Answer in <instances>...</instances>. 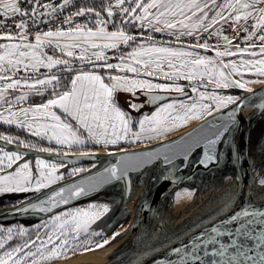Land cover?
<instances>
[{
	"label": "snow or ice",
	"instance_id": "6c2138e0",
	"mask_svg": "<svg viewBox=\"0 0 264 264\" xmlns=\"http://www.w3.org/2000/svg\"><path fill=\"white\" fill-rule=\"evenodd\" d=\"M99 3V8L89 5L78 7L64 17L63 23L69 25L66 30L58 26L55 30L37 31L32 42L29 40L32 35L28 31L29 21L33 26L48 23V19L57 17L72 5L73 0H63L62 4L42 3L41 0H0V40L7 41L0 43V107L3 108L0 121L27 130L40 140L46 139L49 143L54 141L57 146L72 148L87 143L107 147L117 146L123 141L137 143L152 140L166 136L189 121L204 120L200 131L207 130V134L202 135L195 144L197 148L203 144L204 154L194 161L195 164L206 169L209 165H216L218 159L223 157V152L220 157L216 155L218 144L226 146L234 157H242L236 141L237 134L242 131L237 114L241 106L264 110V102L250 105L244 103L243 97L221 95L217 90L240 89L252 93L251 84L264 85V0H99ZM41 8L45 11H40ZM102 12L106 13L107 21ZM117 15L121 18L120 26L108 32L107 23L114 22ZM16 17L20 19L17 21ZM76 17H86L89 22L95 17L96 28L90 27L89 23L71 26ZM249 19L254 21L250 25L251 31L247 26ZM8 21H12L19 31L13 33ZM221 21L232 24L233 31L240 28L246 34L240 37L237 32V39L245 47L234 44L226 35L222 36L223 25L220 29L215 27ZM124 23L148 32L142 38L149 43L137 45L131 52L121 54L117 57L119 63H108L105 50L118 49L121 43L129 45L136 39L122 30ZM152 33L171 37L172 40L156 42ZM205 33L209 39L222 38L224 50L221 51L219 45H210L207 40L201 43ZM185 37L190 38L188 43L184 42ZM252 40L257 43H250ZM173 42L180 46H170ZM233 47L235 51H232ZM47 48L59 50L72 59L47 55ZM257 48L258 51L255 50ZM198 49L215 51V56L201 55ZM90 50L93 51L90 53ZM233 56L238 59L224 62V57ZM72 60H78L82 65L90 64L93 69H116L132 76L109 75V83L106 84L96 71L74 68ZM97 61L103 63L97 64ZM61 65V71L72 74L70 85L64 86V90H60L61 77L55 73L50 76L45 74V79L37 77L40 68L51 72ZM165 67L169 70L165 71ZM21 70L26 74L16 78ZM234 76L238 79H234ZM245 76L255 78L245 79ZM145 77L173 82L186 80L193 95L187 96L184 88L175 83H154ZM48 85L52 86L53 98L36 106H23L30 94L43 95ZM209 85L212 91L207 90ZM20 88L27 91L10 98V92ZM137 91L142 92L147 102L153 105L166 99L165 96L155 95L156 92L172 91L182 94L185 99H172L169 103L159 104L151 115L144 114L136 120L121 109L116 97L120 92L135 96ZM230 105L236 107L229 111L228 120L215 123L214 113H220ZM130 107L139 111L142 105L130 103ZM53 108L60 109L65 120L70 118L76 122V126L64 122L60 115L52 111ZM261 114L264 115V112ZM207 117H213V121H207ZM246 119L250 120L251 117ZM228 137L232 138V144L227 143ZM246 139L247 147L250 138ZM0 141L37 152L51 154L53 151L3 134H0ZM233 144L236 148L232 147ZM257 148L264 154V137ZM179 151L183 161L188 162L191 148L185 147ZM80 154L89 155L83 151ZM174 155L165 154L164 162L171 165ZM145 157L125 155L115 165L106 168L99 179L61 187L49 194L42 190L61 180L58 172L64 165L37 159L34 173L29 163L17 164L24 160L22 153L6 151L0 145V196L35 193L39 203L20 207L18 211L52 213L53 209L68 204L74 198L89 196L113 182L128 180L130 172H137L143 165L152 163L153 159H159L156 153H146ZM81 171L73 169L70 175H78ZM162 179L168 177L163 176ZM234 179L238 181L239 176ZM255 179L258 183L249 185L248 192L241 190L244 205L239 210L219 224L205 227L202 233L190 238V243L167 252L166 256L170 258L166 261L157 260L153 264H264V209L255 203L258 196H264V167H261ZM184 195L189 199L192 197L191 192ZM235 196L234 192L229 191L224 197H219L222 203L217 213L233 207L238 201V198L234 199ZM109 212V204H89L87 208L54 214L41 219L33 227L35 239L22 226L0 227V264H52L54 260L66 258L77 249L95 251L104 248L121 235L117 232L101 242L92 240V237L102 235V232L92 229V225ZM159 231V228L152 229L153 234ZM222 237L228 238L227 242ZM17 238L19 243L6 247ZM93 243L95 248L91 247Z\"/></svg>",
	"mask_w": 264,
	"mask_h": 264
},
{
	"label": "rangeland",
	"instance_id": "374dc122",
	"mask_svg": "<svg viewBox=\"0 0 264 264\" xmlns=\"http://www.w3.org/2000/svg\"><path fill=\"white\" fill-rule=\"evenodd\" d=\"M86 1L87 0H73V2H75L77 4V5H75L74 11H76L78 7L84 6ZM41 2L42 3H52V4H62L63 0H41ZM70 6L71 5H69V7ZM94 6L99 8L100 4H98V5L95 4ZM68 8H66V9H68ZM29 11H31L30 8H29ZM40 11H45V9L41 8ZM65 16H66V13L64 15V12H63L55 18H51V19H48L47 17L41 18V19H48V22H55V25L52 28L46 27V26L38 28L37 26L40 27L42 24H47V23H40L39 25L33 26L31 21H29L28 31L32 34V35H30L29 40L34 42V34L37 31H48L50 29L55 30L58 26L61 29L66 30L69 27V25H66L63 23ZM102 16L107 21L108 18L106 16V13L102 12ZM80 18H82V17H80ZM19 19H20V17H16L17 21ZM120 20H121V18L119 17V15H117L115 17L114 22L107 23V29L106 30L108 32L116 30L117 27L120 26ZM249 20H251V19H249ZM84 23H89V26L92 27L93 29L96 28L95 17H92L91 22H89V20L86 17H84L81 21H78V22L74 21V24L71 26L74 27L75 24H84ZM221 25H223L224 30L233 29L232 24L222 23V22H221V24H218L215 27L217 29H220ZM8 27L11 28V31L13 33H16L19 31L18 29H16L15 24L12 21H8ZM122 30H124L127 35H131L133 37H136V39L134 42H130L129 45H125V44L121 43L119 45L118 49L105 50V55L109 58L107 61L108 63H113V64L119 63L120 61H119V59H117V57H119L121 54H127V53L131 52L133 47H136L137 45L149 43L148 41H146L142 38L143 36H147L148 32L142 31L138 27H133L132 25H130L128 23H124L122 26ZM152 35H153L154 40L156 42H160L162 40H172L171 37L161 36L160 34H157V33H152ZM235 35H233V38L231 40H233L234 44H239L242 47L243 45H241L240 43H236V42H238V40L236 39ZM183 40L185 43H188L190 41V38L185 37V38H183ZM205 40H207L210 45H219V48L221 51L224 50V48L222 47L224 45L223 40L217 39L216 37H212L211 39H209L207 33L203 34L200 42L203 43ZM220 41H221L222 45H220ZM6 42L7 41L0 40V43H6ZM64 42L65 41H61V43H64ZM170 46L179 47L180 45L173 42ZM233 49H235V48L233 47L232 51H234ZM77 50H79V49H77ZM45 51H46L47 55H53L56 58L71 59V58L64 56L59 50H55L57 53L51 52V48H47V49H45ZM198 51L200 52L201 55H205L208 57H214L215 56V51H204L203 49H198ZM245 58H248V57H245ZM237 59H238V57L234 56L230 60H237ZM125 62L127 63L129 61L125 60ZM102 63H103V61L97 62V64H102ZM72 66L74 68H77L79 66L78 62L76 60H72ZM62 68H63L62 65L56 66L55 68H53L51 70V72H49V70L46 68H40L37 72V77L40 79H45L46 78L45 74H47L48 76H50L53 73L56 74V73L60 72L61 71L60 69H62ZM164 70L168 71L169 69H167L165 67ZM96 71H101L106 76L124 75V74L132 76L131 73H121L116 69L105 70L104 68H99V69H96ZM25 74L26 73L23 70H21L20 72L17 73L16 78H19L20 76H24ZM29 74H31V70H29ZM145 78L152 80V82H154V83L169 84V85L173 84V83H166L165 81H168V80H164V79H155L153 77H145ZM254 78L255 77H252V76H245V79H254ZM236 79H238V77H236ZM68 83H69V81H68ZM174 83L180 87H183L184 90L187 92V96L193 95L190 88L188 87V81L179 80V81H175ZM254 85L255 84H251L250 87L254 88V87L258 86V85H256V86H254ZM51 88H52L51 85L46 86L44 93H46L45 92L46 90L51 89ZM207 90L212 91V86L209 85ZM25 91H27L26 88H20L18 90L11 91L10 92V98H14L15 96L21 95ZM201 91H204V89H201ZM217 91L221 95H232V96H238V94L240 92H245V91H242L240 89H220ZM138 92L139 91L136 92L135 96H133L131 93L120 92L117 94V97H116L118 100V103L120 105H122L125 108V110L132 117H134L136 120H138L139 116L142 113H144L146 111H150L151 109L154 108V106L150 107V106L146 105V106H143V108H140L139 111H135L130 107L129 102L126 103L122 100V98H124L125 95H129L130 98H136L138 100H142V96L139 95ZM169 93H176V92L170 91ZM43 95H40L41 101H39L40 99L39 100L37 99V97L39 95L30 94L27 101L23 103V106L24 107H30V103H33L35 100H37L39 102H42L43 100H47V99H42ZM175 99H185V97L175 98ZM171 100L172 99L164 100L160 103L161 104L163 102L169 103V102H171ZM160 103H158V104H160ZM15 110H18V108ZM52 111L55 112L56 110L52 109ZM0 112H3L2 107H0ZM262 112H264V110ZM261 113L254 120V122L251 126V127H253V129H250L249 137H248V138H250V143H248V160H249V166H250V175L252 176L254 181H256L255 178L259 174V170L261 169V167H264V154H262L260 149L257 148L258 142H260L261 138L264 137V115H262ZM5 115H7V113H5ZM196 121L200 122L201 120H192L186 124L194 123ZM41 122H45V121H41ZM48 122H50V121H48ZM196 123H198V122H196ZM196 123L194 125H196ZM0 124H4L3 121H0ZM186 124H184V125H186ZM194 125H191L189 128L193 127ZM13 126L16 127L15 125H13ZM178 128H180V127H178ZM178 128H176V129H178ZM189 128H187V129H189ZM187 129H185V130H187ZM185 130H183V131H185ZM24 131L27 132L26 130H24ZM0 134L14 137L17 141L24 140L25 143H29V144L33 143V142H29L28 140H25L22 136H19L18 134H16L15 131L13 134H10L9 132L4 133V131L3 132L0 131ZM176 135H178V134H176ZM226 136H227V134H226ZM168 138H171V136L169 137L166 135V136L158 137V138L152 139V140H142V142H137V143H131L130 142L128 145H132V147L133 146L136 147L134 149L150 148V147L154 146L155 144L160 143V142H162ZM228 140H229V138H228ZM42 141L47 142L49 145H41V144H39V145L37 144V145L40 147L53 149L51 155H53L55 153H60V154L64 155V153L67 152L68 156H72L74 154H79V153H81V151H83V152H86L89 154H95V155L99 156V159L96 161H88V162H84L83 164H80V165L68 166L67 164L62 163V162L53 161L50 156L47 157V156H43V155H36L34 153L23 154L24 160L18 161L17 164L24 163V162L29 163V165L33 169L34 173L36 172L35 161L37 159H42V160L46 161L47 163H57V164H63L64 165L63 167H61L59 169V172H58V175H60L62 177L61 180L59 182H57L56 184L52 185L51 187L58 185L60 183L66 182L68 180L80 177L84 174H87V173L101 167L107 161H109V157H108L109 155L106 152H104V151L100 152L98 150L92 151L93 148H91V146H89L88 143L86 145H83V146H73L72 148H67V147L57 146L54 141H52L51 143H49L46 139L42 140ZM1 143H4V142L0 141V145H1ZM227 143H228V141H227ZM34 144H36V143H34ZM229 144H232V143L230 142ZM15 146H18V145L17 144H12V145L7 144V146H4V148L6 151L7 150L15 151L14 150ZM232 147H233V145H232ZM228 151H229L228 148L226 146L222 145V148L219 151L218 157H220L221 152H223V157L218 159V163L216 165L208 168L204 172V176H203L204 178H202L198 181L195 179H188V177H183L182 173L177 172L176 173V175L178 177L177 181H175L171 185L170 189L165 194H163V196H161V198H159L158 200L155 201V207H154L153 214L159 213V212H162L163 210L168 209V206H169V203H170L172 197L174 195H176L177 193H181V192H185V191L186 192L191 191L195 195V193L199 190V188L206 187V186H209L211 184H215V182L221 176L233 178L234 175H236V170L233 166V153L229 151V154H228ZM45 153H48V152H45ZM15 167H16V165H14V168ZM73 169H82L83 171H81L78 175H70V173H72ZM146 169L147 168H145L141 172H138V173L131 175L130 182H131L132 187H131V192L129 194V197L126 200L123 198L122 182L118 181V182H114L112 185H108V186L104 187L97 194H93L94 196L90 197L89 199H87L83 202H80L77 204L73 203V204L66 206L64 208H61V209H59V210L55 211L54 213L49 214L47 216L42 217V216H34V215L26 214V215H21V217H17V218H22V220L31 219V218L32 219L38 218L35 222H33L31 224H25L23 222L21 223L20 220H17V221H14L13 223H9L6 225L0 224V227L16 228V227L22 226V227L28 229L31 238L35 239V232L32 231V229L36 224L40 223L41 219H47L54 214H59V213H62L65 211H70V210H73L76 208H87V206L89 204H109L110 212L108 214H106L101 220L97 221L96 224L92 225V229H94L97 232H102V235L92 237V240L95 242H101L104 238H111V236L114 233H117V232L121 233V235L117 236L115 240H111V242L109 244H112V243L116 242L117 240H119L120 238H122L131 228L137 227L136 219L139 216H141V213H143L145 211L147 212L146 213V220H147L148 209H149V206H150L152 200H150L149 198L146 197V191L148 190L149 186L153 187L155 185L156 180H155V178H153L152 181H150V179H149L150 176L147 173L148 171H146ZM163 175L168 176V172H164ZM190 184L196 185L198 187H196L194 189H190V186H189ZM138 187H144L145 193L137 200L138 202L136 201L135 206L136 205L137 206L135 208V211L133 212V217L131 218V212L127 209V206H128L127 203L130 202V196H131L132 192L135 190V188H138ZM46 190L47 189L42 190V192H45ZM150 191L152 192V188H151V190H149V193L151 194ZM144 195L146 198L144 197ZM133 196H134V194H133ZM35 197H36L35 193L29 192V193L4 195V196H0V199L4 202L8 203V206H10L8 210H11L17 206H20V205L30 201L31 199H33ZM6 217L13 218L14 216H6ZM129 220H130L129 224L127 226H124ZM121 228H124V229L120 230ZM19 242L20 241L18 238L13 239L11 242H9V245H6V247L14 246L15 244H17ZM57 243H58V241H57ZM91 247H95V243H93L91 245ZM81 251H84L83 248L77 249L74 252H70L66 258H60V259H68V258L74 256L75 254L81 252ZM60 259H56L53 262L58 261Z\"/></svg>",
	"mask_w": 264,
	"mask_h": 264
},
{
	"label": "bare ground",
	"instance_id": "6f19581e",
	"mask_svg": "<svg viewBox=\"0 0 264 264\" xmlns=\"http://www.w3.org/2000/svg\"><path fill=\"white\" fill-rule=\"evenodd\" d=\"M228 138V144L232 143V138ZM233 148H235V144H233ZM233 166L236 170V175H234L233 179H226V177L221 176L219 179L217 178L218 180L215 184L199 188L195 195L190 191L192 193L191 199L184 195L186 191L177 193L172 197L168 209L154 213L150 221L146 220V211L141 213V216L136 219L137 227L131 228L116 242L95 251H81L68 259H60L52 262V264H146L168 248L218 219L242 202L238 181L234 179L237 176L236 157L234 156ZM146 171H148L147 173L150 177L157 176L161 178H157L152 188L150 197L152 201L161 198L171 187L168 179H162L164 172H171L172 183L178 179L172 165L159 168V165L154 163ZM254 183L257 182L251 176L250 185ZM162 186L165 188H160ZM229 191L236 194L234 199L238 198V201L233 207L224 212L217 213V209L222 203L218 198L224 197L225 193ZM142 193H145V188L138 187L135 188L130 196L127 209L131 212V218L137 206H135V203L142 196ZM263 199L264 196H258L255 203ZM130 220L124 226H127ZM154 227L160 229L158 234H153L152 229ZM122 229L124 228L120 230Z\"/></svg>",
	"mask_w": 264,
	"mask_h": 264
},
{
	"label": "water",
	"instance_id": "95a60500",
	"mask_svg": "<svg viewBox=\"0 0 264 264\" xmlns=\"http://www.w3.org/2000/svg\"><path fill=\"white\" fill-rule=\"evenodd\" d=\"M97 62H99V61H97ZM85 65H87V64H85ZM262 89H264V85L259 84L258 86L252 88V90H253L252 93L240 92L238 94V96L245 98L244 103H247L250 105H257V104L264 102V91H262ZM154 94L165 96L166 99H164V100L184 97L180 93L156 92ZM141 95L147 99V97L142 92H141ZM249 97H250V99H249ZM164 100H162V101H164ZM162 101H160V102H162ZM148 104H149V106H155V105L150 104V103H148ZM235 107H236V105H230L228 108L222 109L220 111V113H214L215 123L218 124L221 121H227L229 118L228 117L229 111ZM262 111L263 110H260V109H254V107H243V106H241V108L237 114L239 124L242 128V131L239 132L236 136V141L238 142L239 150L242 153V157H236L237 175L239 176L238 186H239L240 192H241V190H243L244 192L249 191L248 186L251 183V175H250V166H249V160H248V143H247V147H246V142H247L246 138L249 137V132H250V129H251V126H252L254 120ZM247 117H251V119L247 120L246 119ZM206 119H207V121H210V122L213 121V117H207ZM204 123H205V121L201 120L200 122H198L195 126L190 128L186 132L179 134L177 136L171 137L168 140L157 143L150 148L129 149V150H125V151L112 153L111 155L108 156L109 161H107L101 167H99V168H97V169H95V170H93L87 174H84L80 177L68 180V181L60 183L58 185H55V186L47 189L45 192L51 194L54 190H59L61 187L67 188V187H71L74 184H80L82 181H85V180L91 182L93 180V178L99 179L100 174L103 173L106 168H109V167H112L113 165H115L116 162L125 155L135 156L138 158H146L145 157L146 153H156L159 155V159H153L152 163L143 165L137 172H130L128 180H121L122 186H123V198L125 200L129 197V194L131 192V182H130L131 175L138 173V172H141L142 170L150 167L154 163H158L161 167H165V166L169 165V164H166L164 162L163 157L165 154H169V155H172L174 153L176 154V155H174V158H173V163H172L173 165L171 164L176 173L180 172V171H184L186 168V164H188V163H189V166L187 167V170L190 172L194 171L196 169L207 170L208 168L213 167L214 165H209V167L206 169V168H204V166L194 163V161H196L197 159L202 158V156L204 154V147H203L202 143H201L200 147H198V148L195 146L196 141L202 135L207 134V130H204L203 132L200 131V129ZM223 139L224 138L222 137V140ZM1 145L7 146V144H5V143H1ZM185 147L191 148V152L189 155V161L188 162L183 161L182 154H180V151H179L181 148H185ZM221 148H222V145L218 144L217 145V152H216L217 156L219 155V151L221 150ZM235 148H236V145H235ZM14 150L18 151L22 154L34 153L36 155H43V156H47V157L50 156L53 161L62 162V163L67 164L68 166L80 165V164H83L84 162L96 161L99 159V156L95 155V154H89V155L82 156L79 153V154H74L72 156H68V155H63L60 153H55V154L51 155L49 153L37 152V151L29 150V149H24V148H21L18 146H15ZM178 162H181V164L179 167H176ZM106 186H108V185H106ZM106 186H104V187H106ZM104 187L100 188V190H102ZM98 192H94V193L90 194L89 196L96 194ZM86 197H88V196H80L78 198H74V199L70 200L69 203L66 205L61 204L58 208L53 209L52 213H54L55 211H57L61 208L69 206V205H71V204H73V203H75L81 199H84ZM31 203H39V200L35 197V198L31 199L30 201H28V202H26L20 206H17L11 210H7L5 212H2V213H0V218H6V216L21 217V215H26V214L43 217V216H47L49 214H52V213H38V212H33L31 210L28 213H23L22 211H18V209L20 207L26 206V205L31 204ZM256 203L258 205H260L262 209H264V199L259 201V202H256ZM243 205H244V196L242 195V202L238 206H236L235 208H233L229 212L223 214L221 217L214 220L213 222L207 224L205 227L210 228L216 224H219L220 221H222L223 219H225L227 217H230L232 214H234L235 211L239 210ZM154 207H155V201H151V204H150L149 209H148L147 221H150V219L152 218L153 212H154ZM205 227H203L200 230H198L197 232L191 234L187 238H184L183 240L176 243L172 247L168 248L167 250H165L164 252H162L161 254H159L158 256H156L155 258H153L152 260H150L146 264H153V262L157 261V260H165L166 261V259L170 258V257L166 256L167 252L171 251L175 247H183L184 244L190 243V238L195 236V235H199L200 233H202L204 231ZM221 239L224 240L225 242H227L228 238L222 237Z\"/></svg>",
	"mask_w": 264,
	"mask_h": 264
},
{
	"label": "crops",
	"instance_id": "0c3cea01",
	"mask_svg": "<svg viewBox=\"0 0 264 264\" xmlns=\"http://www.w3.org/2000/svg\"><path fill=\"white\" fill-rule=\"evenodd\" d=\"M226 14V13H225ZM222 23H224L223 21H221ZM241 24H244V21H241L240 22ZM252 23H254V21L253 20H248V22H247V26H249V30L251 31V28H250V25L252 24ZM237 32H239V35H240V37H244L246 34L240 29V28H237L236 29V31H233V29H229V30H224V28H222V36L223 35H226L230 40L233 38V35H235L236 36V39H237ZM221 40H223L222 38H220ZM238 40V42H236V43H240L241 45H243L242 46V48L243 47H245L246 45L244 44V43H242L241 42V40L240 39H237ZM250 43H257V41L256 40H252V41H250ZM223 44H225V42L223 43ZM220 45H222L221 44V41H220ZM223 48H224V45L222 46ZM234 51L236 50V49H233ZM256 51H258V48L257 49H255ZM91 51H93V50H90V53H91ZM76 52H77V54H79V50H76ZM234 57V56H233ZM232 57H224L223 58V60H224V62H228V61H230V59H231ZM72 59V58H71ZM93 59H94V57H93ZM77 62H78V64H81V62H79L78 60H76ZM82 65V64H81ZM87 66V68H84L85 70H93V71H96L95 69H93L92 68V65H89V64H87L86 65ZM80 67H77V69H79ZM96 73L97 74H99V75H101L103 78H104V82L107 84V83H109V80H108V76H106L103 72H101V71H96ZM71 78H72V75H71V77H70V79H69V83H68V85H70V80H71ZM234 79H236V77L234 76L233 77ZM256 85H259V84H255L254 86H256ZM253 86V87H254ZM252 88V87H251ZM51 98H53V97H51ZM51 98H48V99H51ZM37 99L39 100V101H41V98H40V95L37 97ZM43 99V98H42ZM47 99V100H48ZM47 100H43L42 102H39V101H37V100H35L33 103H30V107L31 106H36V105H39V104H41V103H43V102H46ZM161 104V103H160ZM162 104H164V102L162 103ZM159 104H157L156 106H154V108L153 109H151L150 111H146V112H144V113H142L140 116H139V118L142 116V115H144V114H147V115H151L152 114V112H154L155 110H156V108L157 107H159L158 106ZM119 106L121 107V109L122 110H124L125 112H127L126 110H125V108L122 106V105H120L119 104ZM53 109H55L56 111V113L58 114V115H60L61 116V118H62V120L64 121V122H69V123H71L72 125H73V127H75L76 126V122L75 121H72L70 118H67L66 120H65V117H64V114L61 112V110L60 109H58V108H53ZM128 113V112H127ZM31 118V117H30ZM138 118V119H139ZM196 122H199V121H196ZM196 122H194V123H190V124H186V125H184V126H182V127H180V128H178V129H174V130H172V131H170L168 134H167V136H174V135H176V134H179L180 132H182L183 130H185V129H187V128H189L191 125H194ZM188 130V129H187ZM27 131V130H26ZM81 131H83V130H81ZM28 132V131H27ZM184 132V131H183ZM29 133V132H28ZM30 134V133H29ZM85 135H86V133H85ZM130 142L129 141H123V142H121L119 145H117V146H112V145H108L107 147H104V146H98V145H95V144H93V143H88V145L89 146H91V148H93L92 149V151H95V150H98V151H100V152H102V151H104V152H106L108 155H110V153L112 154L113 152H120V151H125V150H129V149H134V148H136V147H132V145H128Z\"/></svg>",
	"mask_w": 264,
	"mask_h": 264
},
{
	"label": "trees",
	"instance_id": "16d2710c",
	"mask_svg": "<svg viewBox=\"0 0 264 264\" xmlns=\"http://www.w3.org/2000/svg\"><path fill=\"white\" fill-rule=\"evenodd\" d=\"M89 5V6H94L95 4L98 5L100 4L99 3V0H95V4H93V0H87L85 2V5ZM74 5V6H73ZM75 5H77L75 2H73V4L66 10H64V15L66 13V15H69L71 14L73 11H74V8H75ZM84 17L80 18V17H76L75 18V21H81ZM55 25V22H48L47 24H42L40 27L37 26L38 28H41V27H54ZM51 52L53 53H57L53 48H51ZM79 66L78 67H83V68H87V66L85 64L81 65V64H78ZM96 70V69H95ZM58 76L61 77V88L60 90H64V86H67L68 85V81L71 77L72 74L70 73H67V72H64V71H60L58 73H56ZM46 93H44L43 95V99H48V98H51L52 97V88L51 89H48L45 91ZM251 129H253V127H251ZM0 131L4 133H7L9 132L10 134H13L14 131L16 134H18L19 136H22L25 140H28L29 142H33V143H36V144H41V145H49L47 142H44L30 134H28L27 132H25L24 130L22 129H18L16 127H14L13 125H6V124H0ZM97 194V193H96ZM94 195H91V196H88L84 199H81L77 202H75L74 204H77V203H80V202H83L87 199H89L90 197H92ZM10 206H8V203L2 201L0 199V213L2 212H5L9 209ZM24 219V218H23ZM38 218H35V219H25V220H22V218H17V217H13V218H10V217H6V218H0V224H3V225H6V224H9V223H13L14 221H17V220H20L21 223H25V224H31L33 222H35Z\"/></svg>",
	"mask_w": 264,
	"mask_h": 264
},
{
	"label": "flooded vegetation",
	"instance_id": "af4514ba",
	"mask_svg": "<svg viewBox=\"0 0 264 264\" xmlns=\"http://www.w3.org/2000/svg\"><path fill=\"white\" fill-rule=\"evenodd\" d=\"M166 83H174L173 81H165ZM184 92L187 94V92L184 90ZM138 94L139 95H141V92L139 91L138 92ZM142 96V95H141ZM136 98H130L129 97V95H125L124 96V98H122V100L124 101V102H129V103H137V104H140V105H142V107L141 108H143V106H146V105H148L149 106V104H148V102H147V99L145 98V97H143L142 96V100H138V99H136ZM151 107V106H150ZM169 139V138H168ZM168 139H166V140H168ZM165 141V140H164ZM158 164V163H157ZM180 164H181V162H178L177 163V166L176 167H179L180 166ZM159 165V164H158ZM189 166V163L188 164H186V168H185V170L184 171H180L182 174H183V177H188V179H195V180H200V179H202V178H204L203 176H204V172L206 171V170H202V169H196V170H194V171H188L187 170V167ZM159 168H162L160 165H159ZM166 172H168V181H169V184H170V186L173 184L172 183V181H171V172L170 171H166ZM162 173V172H161ZM160 174V173H159ZM153 178H155V180H157V176L156 177H154V176H151L149 179H150V181H152V179ZM190 186V189H194V188H196V187H198V186H196V185H192V184H190L189 185ZM131 187H132V185H131ZM151 188H153V187H151V186H149V188H148V190L146 191V197L147 198H149L150 199V197H151V194L149 193V190H151ZM160 188H165L164 186H162V187H160ZM159 189V188H158ZM151 192V191H150ZM152 193V192H151ZM144 197H145V195H144ZM145 197V198H146ZM151 200V199H150Z\"/></svg>",
	"mask_w": 264,
	"mask_h": 264
}]
</instances>
